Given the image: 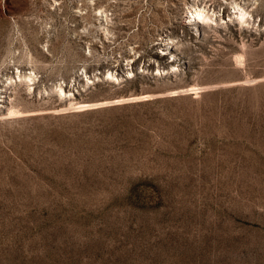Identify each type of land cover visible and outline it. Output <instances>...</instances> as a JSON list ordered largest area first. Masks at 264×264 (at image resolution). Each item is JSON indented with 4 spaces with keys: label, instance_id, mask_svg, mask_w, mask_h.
I'll use <instances>...</instances> for the list:
<instances>
[{
    "label": "rangeland",
    "instance_id": "374dc122",
    "mask_svg": "<svg viewBox=\"0 0 264 264\" xmlns=\"http://www.w3.org/2000/svg\"><path fill=\"white\" fill-rule=\"evenodd\" d=\"M0 264H264V0H0Z\"/></svg>",
    "mask_w": 264,
    "mask_h": 264
},
{
    "label": "bare ground",
    "instance_id": "6f19581e",
    "mask_svg": "<svg viewBox=\"0 0 264 264\" xmlns=\"http://www.w3.org/2000/svg\"><path fill=\"white\" fill-rule=\"evenodd\" d=\"M244 5V4H243ZM241 6V5H239L238 3H236V5L234 6V7H236L237 8V11L235 12L236 13V15H235V17H233V20H236V21H238L239 23H243V22H245V21H247V15L249 14V11L244 7V6ZM191 10V9H190ZM189 10V11H190ZM191 13L189 14V16H190V19L189 20H193V21H195V22H197V23H202V22H207L206 20H208V19H218L217 18V16H216V11L214 12V11H212L211 13L209 12V9L208 8H205V6H195V8L193 9V7H192V10L190 11ZM214 16H215V18H214ZM221 18V17H220ZM231 16H230V20H231ZM250 18V17H249ZM185 21V20H184ZM216 21V20H215ZM218 21V20H217ZM188 23H189V21H188ZM191 23V22H190ZM160 69V68H159ZM172 69V68H171ZM166 69H164V71H165ZM167 72L169 71L168 69L166 70ZM171 71H173V70H171ZM131 72V71H130ZM156 72H158V71H156ZM170 72V71H169ZM29 73V72H28ZM159 73L160 74H162V75H164L166 72H163V70L162 71H160L159 70ZM158 75V73H153L152 75ZM33 74H31V72L28 74V79H32L33 78V76H32ZM110 75H112V77L114 76L113 74H111L110 73ZM19 76H22V75H20L19 74ZM18 76V77H19ZM24 76V75H23ZM27 76V75H26ZM116 79H118V77H116V76H114ZM207 88V87H206ZM60 89V88H59ZM187 89V88H186ZM189 89H193L194 90V92H197V90H198V87H190ZM61 90L63 91V89L61 88ZM64 93H65V91H63ZM133 96V95H132ZM139 96V95H138ZM141 96V95H140ZM142 97V96H141ZM141 97H137V96H135V97H132L131 99H139V98H141ZM117 99V98H116ZM116 99H114L115 101H116ZM121 100H123V99H125L124 97L123 98H120ZM129 99V98H128ZM127 98L125 99V100H128ZM120 101V100H119ZM124 101V100H123ZM104 103H106L105 101L103 102V101H101V102H93V103H81V104H79L78 106L79 107H87V106H100V105H102V104H104ZM10 113V112H9ZM15 113V112H14Z\"/></svg>",
    "mask_w": 264,
    "mask_h": 264
}]
</instances>
